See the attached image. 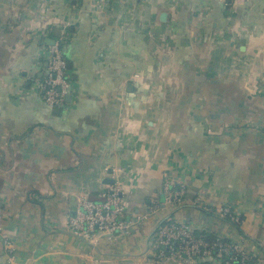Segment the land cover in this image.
Here are the masks:
<instances>
[{
    "label": "crops",
    "instance_id": "0c3cea01",
    "mask_svg": "<svg viewBox=\"0 0 264 264\" xmlns=\"http://www.w3.org/2000/svg\"><path fill=\"white\" fill-rule=\"evenodd\" d=\"M64 28L70 92L51 108L39 84ZM112 171L125 221L163 201L167 178L184 203L86 243L68 219ZM223 205L239 229L202 209ZM166 217L264 264V0H0V228L17 264H151Z\"/></svg>",
    "mask_w": 264,
    "mask_h": 264
},
{
    "label": "built area",
    "instance_id": "2783aa9c",
    "mask_svg": "<svg viewBox=\"0 0 264 264\" xmlns=\"http://www.w3.org/2000/svg\"><path fill=\"white\" fill-rule=\"evenodd\" d=\"M224 3L225 0H218ZM64 28L63 35L46 52V72L39 84L43 102L51 108H63L65 98L70 92V79L66 75L67 63L64 58L69 35ZM113 182L107 184L98 200H91L83 195L78 200L75 213L68 219V231L80 240L91 245H98L101 238L116 241L139 219H145L162 210L164 204L175 208L184 203L185 187L172 179H165L161 188L163 201L156 196L149 205L144 216L125 221L126 202L124 189L118 180L117 173H109ZM197 204V203H194ZM206 212L214 211L234 226H241L242 218L229 205L216 208L203 207ZM206 236L196 233L191 225L166 217L157 225L146 246V257L151 264H191L203 261L212 264H261L262 260L246 249L241 243L220 235ZM0 243L7 262L17 264L14 247L0 228ZM95 260L93 264H99Z\"/></svg>",
    "mask_w": 264,
    "mask_h": 264
},
{
    "label": "trees",
    "instance_id": "16d2710c",
    "mask_svg": "<svg viewBox=\"0 0 264 264\" xmlns=\"http://www.w3.org/2000/svg\"><path fill=\"white\" fill-rule=\"evenodd\" d=\"M68 31V30H67ZM68 42H69V40H68ZM68 44V43H67ZM64 54V53H63ZM64 58H65V55H64ZM65 60H66V58H65ZM66 63H67V60H66ZM66 75H67V77H68V79L70 78L69 77V73H68V69H66ZM159 200H160V198H159ZM236 228H240V226L239 225H236L235 226ZM198 234H201V235H204V236H206V238H208V239H210V238H212L213 236L212 235H207V234H205V233H198Z\"/></svg>",
    "mask_w": 264,
    "mask_h": 264
},
{
    "label": "water",
    "instance_id": "95a60500",
    "mask_svg": "<svg viewBox=\"0 0 264 264\" xmlns=\"http://www.w3.org/2000/svg\"><path fill=\"white\" fill-rule=\"evenodd\" d=\"M225 1H226L227 3H229V2H230V0H225ZM163 18H165V14H163V15L161 16L160 20H161V21H163V20H164ZM51 42H52V41H51ZM53 43H54V42H53ZM53 43H52V44H53ZM67 98H68V96H67ZM112 182H113V181H112V180H110V179H109V180H107V183H110V184H111Z\"/></svg>",
    "mask_w": 264,
    "mask_h": 264
},
{
    "label": "rangeland",
    "instance_id": "374dc122",
    "mask_svg": "<svg viewBox=\"0 0 264 264\" xmlns=\"http://www.w3.org/2000/svg\"><path fill=\"white\" fill-rule=\"evenodd\" d=\"M103 240H105V238H104V239H100V241H99V243H98V246L101 245V243H102ZM106 240H107V239H106Z\"/></svg>",
    "mask_w": 264,
    "mask_h": 264
}]
</instances>
